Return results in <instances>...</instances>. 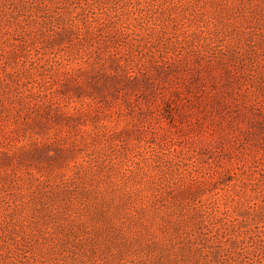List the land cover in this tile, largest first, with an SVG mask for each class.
Wrapping results in <instances>:
<instances>
[{
  "label": "rangeland",
  "instance_id": "rangeland-1",
  "mask_svg": "<svg viewBox=\"0 0 264 264\" xmlns=\"http://www.w3.org/2000/svg\"><path fill=\"white\" fill-rule=\"evenodd\" d=\"M0 264H264V0H0Z\"/></svg>",
  "mask_w": 264,
  "mask_h": 264
}]
</instances>
